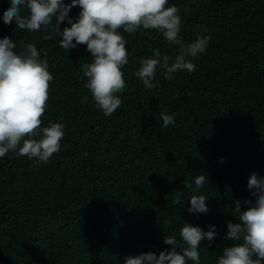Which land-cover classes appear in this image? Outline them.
<instances>
[{
	"label": "trees",
	"instance_id": "1",
	"mask_svg": "<svg viewBox=\"0 0 264 264\" xmlns=\"http://www.w3.org/2000/svg\"><path fill=\"white\" fill-rule=\"evenodd\" d=\"M173 5L185 42L210 37L192 60L195 70L168 80L158 67L156 86L146 89L134 75L139 59L154 49L174 58L178 46L155 30H121L126 88L121 106L105 116L85 87L86 46L66 52L61 37L5 24L10 4L0 0V39L35 44L54 77L42 127L58 122L65 132L46 164L12 152L0 158V264H124L128 256L170 250L164 237L179 240L185 223L215 226L211 246L201 242V264H216L234 243L225 239L227 222L238 221L234 201L254 200L248 178L264 177V0H169ZM165 111L175 115L167 129ZM200 173L208 180L197 189ZM193 194L208 196L207 214L188 212Z\"/></svg>",
	"mask_w": 264,
	"mask_h": 264
},
{
	"label": "clouds",
	"instance_id": "2",
	"mask_svg": "<svg viewBox=\"0 0 264 264\" xmlns=\"http://www.w3.org/2000/svg\"><path fill=\"white\" fill-rule=\"evenodd\" d=\"M9 4L3 12L5 24L14 22L16 27L29 33L49 32L44 37L46 40L61 37L59 46L66 52L79 45L86 46L91 62L81 66L85 87L105 116H111L121 106L118 94L126 88L122 69L129 63V53L121 30L128 34L140 29L155 30L169 45L178 46L174 58L154 49L151 57L139 59L134 75L146 89L156 86L153 81L158 67L168 80L180 71L193 72L192 60L206 51L210 40L208 36L199 35L194 41L185 42L180 35V9L168 6L169 0H71L68 4L64 0H9ZM77 6L78 16L70 17L71 9ZM22 8L26 14H22ZM65 21L66 26L61 30L60 25ZM48 68L47 60L41 58V51L35 44L18 45L9 36L0 39V158L12 152L35 158L37 164H46L59 152L65 135L64 125L49 121L42 127L54 79ZM160 119L165 129L175 124V115L166 111L160 114ZM206 180V174L196 175L195 187H203ZM183 186L193 187L187 182ZM247 189L254 200L234 201L233 211L238 221L227 222L225 237L234 243L222 249L216 264H264V177L253 172L248 178ZM177 192L173 203L178 205L182 204L183 193ZM207 198L191 195L188 212L207 214ZM216 236L214 225L205 231L185 223L179 229V240L173 234L164 237L163 243L170 245V250L128 256L124 264H188L189 261L201 264V242L207 240L210 247Z\"/></svg>",
	"mask_w": 264,
	"mask_h": 264
}]
</instances>
